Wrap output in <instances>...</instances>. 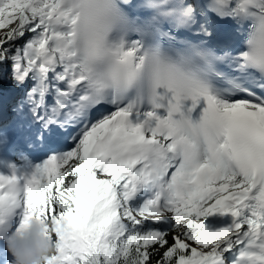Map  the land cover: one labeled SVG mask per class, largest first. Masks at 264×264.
<instances>
[{
	"label": "snow or ice",
	"instance_id": "obj_1",
	"mask_svg": "<svg viewBox=\"0 0 264 264\" xmlns=\"http://www.w3.org/2000/svg\"><path fill=\"white\" fill-rule=\"evenodd\" d=\"M0 264H264V0H0ZM54 137L63 147H49Z\"/></svg>",
	"mask_w": 264,
	"mask_h": 264
},
{
	"label": "clouds",
	"instance_id": "obj_2",
	"mask_svg": "<svg viewBox=\"0 0 264 264\" xmlns=\"http://www.w3.org/2000/svg\"><path fill=\"white\" fill-rule=\"evenodd\" d=\"M52 249V242L44 235V225L38 220H33L29 229L10 245L17 264H45Z\"/></svg>",
	"mask_w": 264,
	"mask_h": 264
},
{
	"label": "trees",
	"instance_id": "obj_3",
	"mask_svg": "<svg viewBox=\"0 0 264 264\" xmlns=\"http://www.w3.org/2000/svg\"><path fill=\"white\" fill-rule=\"evenodd\" d=\"M0 35L3 34V31H0ZM16 89L12 88V86L5 81L3 83V106L5 105V100L9 98L11 95H14Z\"/></svg>",
	"mask_w": 264,
	"mask_h": 264
},
{
	"label": "bare ground",
	"instance_id": "obj_4",
	"mask_svg": "<svg viewBox=\"0 0 264 264\" xmlns=\"http://www.w3.org/2000/svg\"><path fill=\"white\" fill-rule=\"evenodd\" d=\"M18 130H19V129H18ZM10 152H13V150H11V151L9 150V151H8V154H9Z\"/></svg>",
	"mask_w": 264,
	"mask_h": 264
},
{
	"label": "rangeland",
	"instance_id": "obj_5",
	"mask_svg": "<svg viewBox=\"0 0 264 264\" xmlns=\"http://www.w3.org/2000/svg\"><path fill=\"white\" fill-rule=\"evenodd\" d=\"M1 34V33H0ZM19 95H20V93H19Z\"/></svg>",
	"mask_w": 264,
	"mask_h": 264
}]
</instances>
